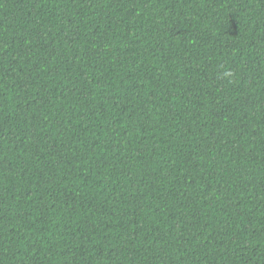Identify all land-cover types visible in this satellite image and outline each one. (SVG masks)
<instances>
[{
    "label": "trees",
    "instance_id": "obj_1",
    "mask_svg": "<svg viewBox=\"0 0 264 264\" xmlns=\"http://www.w3.org/2000/svg\"><path fill=\"white\" fill-rule=\"evenodd\" d=\"M0 264H264V0H0Z\"/></svg>",
    "mask_w": 264,
    "mask_h": 264
}]
</instances>
